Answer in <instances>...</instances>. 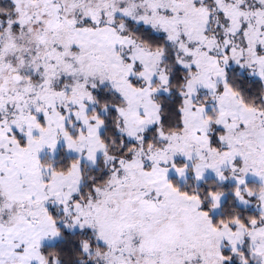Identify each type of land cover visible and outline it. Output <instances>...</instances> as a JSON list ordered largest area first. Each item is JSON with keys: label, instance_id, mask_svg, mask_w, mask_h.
<instances>
[{"label": "snow or ice", "instance_id": "snow-or-ice-1", "mask_svg": "<svg viewBox=\"0 0 264 264\" xmlns=\"http://www.w3.org/2000/svg\"><path fill=\"white\" fill-rule=\"evenodd\" d=\"M0 264H264V0H0Z\"/></svg>", "mask_w": 264, "mask_h": 264}]
</instances>
